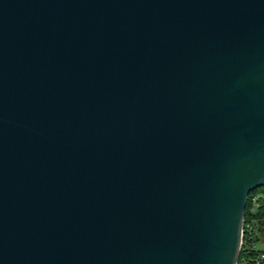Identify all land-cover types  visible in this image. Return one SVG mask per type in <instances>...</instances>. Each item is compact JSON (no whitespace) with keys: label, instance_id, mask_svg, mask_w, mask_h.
Returning a JSON list of instances; mask_svg holds the SVG:
<instances>
[{"label":"water","instance_id":"1","mask_svg":"<svg viewBox=\"0 0 264 264\" xmlns=\"http://www.w3.org/2000/svg\"><path fill=\"white\" fill-rule=\"evenodd\" d=\"M264 186V0H0V264H237Z\"/></svg>","mask_w":264,"mask_h":264},{"label":"built area","instance_id":"2","mask_svg":"<svg viewBox=\"0 0 264 264\" xmlns=\"http://www.w3.org/2000/svg\"><path fill=\"white\" fill-rule=\"evenodd\" d=\"M262 205H264V191L252 194L247 216L245 212L237 264H264V249L259 247L262 231L259 221L255 217L258 208Z\"/></svg>","mask_w":264,"mask_h":264},{"label":"trees","instance_id":"3","mask_svg":"<svg viewBox=\"0 0 264 264\" xmlns=\"http://www.w3.org/2000/svg\"><path fill=\"white\" fill-rule=\"evenodd\" d=\"M259 191H264V186H260L254 190H252L250 192V195H249V201L247 203V206H246V216H247V213H248V208H249V204H250V199H251V195L256 193V192H259ZM255 217L257 218V220L259 221V224H260V229H261V233H262V236L264 235V205L260 206L255 214Z\"/></svg>","mask_w":264,"mask_h":264},{"label":"rangeland","instance_id":"4","mask_svg":"<svg viewBox=\"0 0 264 264\" xmlns=\"http://www.w3.org/2000/svg\"><path fill=\"white\" fill-rule=\"evenodd\" d=\"M259 247L264 249V235L262 236L261 242L259 244Z\"/></svg>","mask_w":264,"mask_h":264}]
</instances>
